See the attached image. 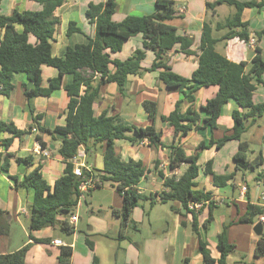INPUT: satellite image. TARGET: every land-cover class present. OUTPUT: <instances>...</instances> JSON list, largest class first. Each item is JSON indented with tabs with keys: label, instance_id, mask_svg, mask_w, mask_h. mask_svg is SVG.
Listing matches in <instances>:
<instances>
[{
	"label": "crops",
	"instance_id": "0c3cea01",
	"mask_svg": "<svg viewBox=\"0 0 264 264\" xmlns=\"http://www.w3.org/2000/svg\"><path fill=\"white\" fill-rule=\"evenodd\" d=\"M107 1L66 0L57 9L56 16L60 18L61 24L57 30L56 41L53 42V56L63 57L68 48L84 45L88 42V37L93 38L96 35V26L89 22L87 10L91 4L97 5ZM156 1L117 0V10L113 21L121 23L130 16H152L156 12ZM172 1L175 2L180 17L172 20L170 24L175 26L180 34L194 40L192 47L194 55L187 56L177 46L168 54L169 65L175 73L190 78L198 68L199 47L205 23H210L214 27L236 12L222 17L220 12L224 6H218L214 14L208 10L206 0ZM240 1L260 2L262 0ZM183 8H185L184 11H182ZM15 10L40 11L42 6L35 0H0V15L11 16ZM243 20L250 23L251 40L255 41L253 46L239 38L220 42L217 45L218 52L234 63H251L257 55V48L262 50L264 56V39L254 38V32L264 29V7L246 9ZM71 23H76V28L80 29V32L69 35L68 30ZM17 29L22 31L20 26H17ZM225 33L226 31L215 32L214 36L220 39ZM2 36L3 31H0V41ZM30 42L35 44L36 38L30 36ZM138 50H144L142 35L127 41L122 51L113 55L112 58L125 61L132 58ZM145 52L146 59L142 62V67L150 69L155 61V54L148 50ZM159 75L160 71L131 75L128 77L124 92L120 91L116 83L105 85L101 88V99L94 104L96 117L107 112L108 116L120 117L126 125L139 127L151 124L143 103L154 101L158 104L156 128L163 131L164 148H152L149 142L145 143L147 140L137 146L127 141L116 143V152L122 160L142 161L144 166L150 170L147 177L142 179L138 185L139 193L156 196L163 191L164 184V179L160 177L159 172H163L166 176L172 175L169 170L172 152L170 147L180 140V137L175 138L174 129L162 122V117L170 115L175 110L176 103L184 99L180 91L169 90L159 81ZM58 76V70L44 66L43 87H48L50 80ZM71 79L68 76L64 82L69 83ZM13 84L14 89L9 97L0 95V125L1 123H14L18 129L26 133L21 139H15L9 150L0 146V210L9 215L7 219L4 217L8 221V232L5 236H0V251L3 254H11L28 246L27 264H59L61 247L55 246L54 241L61 240L65 246L73 248L71 264H94L95 257H98L100 264H204V258L200 252V237L208 244L211 256L217 260L220 258L219 236L224 225H228L230 226L229 242L236 246V250L229 255L227 264H264V257H256V246L260 237L255 234L254 227L259 220H256L255 225L239 223L240 219L245 217L249 203L253 206L264 207V201L261 199L264 186L255 181L256 173L252 174L255 184H250L247 181V172L237 171L233 158L238 153L240 144L239 142L236 145L233 144L236 141L229 142L231 145L227 143L219 150L211 147L199 152L201 170L196 183L200 189L213 193V204L207 203L198 214L199 236L193 232V220L189 214L186 217L173 211L174 206L182 214L186 213L182 205L177 202L157 203L153 208L149 207L148 211L146 206L148 207L150 202L142 201L134 209L130 223L124 227L122 219L113 214V210L122 209L124 201L109 182L103 183L101 188H107L105 192L112 196L110 203L100 207V210L96 209L91 199L94 190L87 194L81 206L74 211L73 215H78L79 220L76 225H72L74 226L73 234H66V236L64 232H59L62 231L60 228H46L31 232L30 206L33 204L35 193L33 189L24 187L22 183L26 175L40 166L44 178L51 186L64 175L66 165L58 154L63 138L55 135V140H53L50 134L42 133L39 128L54 130L58 126L65 125L70 99L64 89L55 91L51 97L38 96L28 99L25 86L31 90L33 85L24 74L16 75ZM218 90V87L201 88L195 94L196 108H200L208 100L214 98ZM254 101L255 103L264 101V84L256 91ZM188 108L189 104L185 103L183 111ZM238 109L234 102L228 103L223 109L217 130L194 131L182 138L181 141L187 155L197 154V149L201 144L208 145L212 139L219 140L226 134L230 135L229 131L232 130L234 124L232 114ZM37 116H41L38 123L34 120ZM32 127L37 131H30ZM37 137H41L46 143L47 149L51 152L49 158L40 155L41 145ZM10 138H12L10 133L0 132V142ZM263 138L264 118L251 127L243 139L254 152L249 156L251 161L256 160L261 152L264 156ZM80 150L86 153L83 147ZM8 154H10V168L5 171L2 167ZM103 154L104 149L99 146L86 153L84 162L91 167L94 173H96L95 169L102 170L104 167ZM30 157L33 160L30 166L17 163L18 158ZM208 163H210L211 171L216 175L233 178L228 186L216 188L213 185L212 176L204 173ZM186 169L187 166H182L177 170V175L181 176ZM259 171L264 172V165ZM245 186H247V191L243 194ZM104 208L106 212L102 213ZM211 215L213 221L207 231L203 224ZM35 239H48L50 243H37ZM88 239L94 245L93 250L88 245ZM106 248H108V253H106ZM120 252L125 253L124 258H121Z\"/></svg>",
	"mask_w": 264,
	"mask_h": 264
},
{
	"label": "trees",
	"instance_id": "16d2710c",
	"mask_svg": "<svg viewBox=\"0 0 264 264\" xmlns=\"http://www.w3.org/2000/svg\"><path fill=\"white\" fill-rule=\"evenodd\" d=\"M35 1L42 6V10L25 12L15 10L11 16L0 15V31H3L0 41V95L9 97L14 89V77L24 74L33 85L31 90L25 86L28 99L38 96L51 97L55 91L64 89L70 101L65 125L58 126L54 130L39 128L42 133L50 134L53 140L55 135L63 138L58 154L66 165L64 175L51 186L44 178L40 166L26 175L22 183L24 187L33 189L35 193L33 204L30 206L31 232L60 228L65 234H73L74 226L70 224L69 218L74 214L80 197L78 190L80 179L74 173L73 160L77 158L82 147L86 153L98 146L104 149V167L102 170L95 169L96 178L102 183H111L122 196L123 207L121 210H113V214L122 219L124 227L130 223L134 209L142 201L150 202L151 207L157 203L177 202L182 205L186 213L182 214L174 206L173 211L186 217L189 214L193 220V232L199 236L198 214L207 203L213 204V193L200 189L196 183L201 170L199 152L211 147L219 150L231 141L240 144L239 151L233 158L237 171L256 173L255 180L264 186V172L259 171L264 165L263 153L261 152L256 160L251 161L249 156L254 152L243 140L250 128L264 118V101L262 103L254 101L256 91L264 84L263 52L257 48V55L251 63H234L217 50L218 43L234 38H239L250 45V23L243 20V14L246 9L264 7V0L260 2L206 0L208 10L214 14L218 6L226 4L235 7L236 13L214 27L210 23H205L199 47L198 68L190 78L175 73L169 65L168 54L177 46L187 56L194 55L192 51L194 40L180 34L178 29L170 24L172 20L180 17L172 0H157L156 12L152 16H130L121 23L113 21L117 0L91 4L87 10V18L96 26V35L93 38L88 37V42L84 45L68 48L63 57L53 56L52 50L61 24L56 11L66 0ZM17 26L22 27V31H19ZM221 31L226 33L222 38H216L214 33ZM75 32H80V29L76 28V23H71L68 34ZM138 35L143 37L144 50L136 51L132 58L125 61L112 58L122 51L127 41ZM30 36L36 38L35 44L30 42ZM254 38L264 39V29L254 32ZM146 50L155 54V61L150 69L142 67V62L146 59ZM44 66L55 68L59 72L57 78L50 80L48 87H43ZM155 71H160L159 81L169 90H178L184 95V99L176 103L175 110L170 115L162 117V122L173 128L175 138L180 137V140L170 147L172 152L169 170L172 175L166 176L163 172H159L164 184L163 191L157 196L139 193L138 185L147 177L150 170L142 161L122 160L116 152V143L127 141L137 146L147 140L152 148H164L163 131L156 128L158 104L154 101L143 103L151 123L146 127L126 125L120 117L108 116L107 112L99 117L94 113V104L101 99L103 86L116 83L120 91L124 92L129 76ZM68 76L72 79L69 83H65L64 79ZM210 87L219 88L216 96L200 108H196L195 94L201 88ZM230 102H234L239 108L232 114L234 124L229 131L231 134H226L219 140L212 139L208 145L201 144L197 154L188 156L181 139L194 131L217 130L223 109ZM185 103L189 104V108L183 111ZM40 119L41 116L34 118L36 123ZM33 129L34 127L30 131ZM1 131L10 133L12 137L0 142V146L7 150L12 147L15 139H21L26 133L18 129L14 123H1ZM37 141L42 149H47L41 137H37ZM9 155L5 158L2 167L5 171L10 168ZM32 162L31 157L17 159V163L28 166L32 165ZM156 164L158 165V162ZM184 165L187 169L178 176L177 170ZM204 173L212 176L216 188H224L233 180L231 176L216 175L211 171L210 163L207 164ZM190 204L202 206L199 210H191ZM261 216H264V207L249 203L247 213L239 223L255 225L256 220L258 221ZM4 217L9 218L8 213L0 210V236H5L8 232V221ZM212 221L211 215L203 224L207 231ZM229 228L230 226L224 225L219 236L220 258L217 260L211 256L208 244L200 237V252L204 264H227L229 255L236 250V246L229 242ZM34 241L41 244L50 243L48 239ZM87 242L93 250L92 242L89 239ZM28 251V246L11 254H3L0 251V264H27ZM73 253L71 246L61 247L59 264H71ZM256 257H264V235L257 243ZM94 264H100L98 257L94 258Z\"/></svg>",
	"mask_w": 264,
	"mask_h": 264
},
{
	"label": "built area",
	"instance_id": "2783aa9c",
	"mask_svg": "<svg viewBox=\"0 0 264 264\" xmlns=\"http://www.w3.org/2000/svg\"><path fill=\"white\" fill-rule=\"evenodd\" d=\"M185 8L182 9L184 11ZM250 45H254V40L250 41ZM33 132H36V129L32 130ZM148 141H145V143ZM40 155L44 156L45 158H49L51 156V152L48 149H42L40 148ZM86 158V153L84 151L79 150L77 158L73 160V163L75 165L74 173L75 175L80 179V184L78 186L79 190V201L76 208L81 206V203L85 199L86 195L89 194L92 190L97 189L101 186H103V183L100 181V179L96 178V174L91 169L90 166L87 165L86 162H84V159ZM87 174H86V172ZM177 174V173H176ZM247 186L243 187V194H246ZM264 201V194L261 198ZM201 204H190L191 210H199L201 208ZM79 218L78 215H72L70 217V224L76 225ZM259 222H261L264 225V216H261L259 219ZM54 245L58 247H64V243L61 240L54 241Z\"/></svg>",
	"mask_w": 264,
	"mask_h": 264
},
{
	"label": "rangeland",
	"instance_id": "374dc122",
	"mask_svg": "<svg viewBox=\"0 0 264 264\" xmlns=\"http://www.w3.org/2000/svg\"><path fill=\"white\" fill-rule=\"evenodd\" d=\"M222 6H224L223 7V9H221V16L222 17H224L225 15H228V13H235L236 12V9H235V7H232V6H230V5H222ZM246 16H248V15H246ZM227 19V18H226ZM226 19H224V20H222V21H225ZM230 145H231V143H229ZM228 144V145H229ZM233 144H237V142H235V143H233ZM229 145V146H230ZM257 147V146H256ZM254 149H256V148H254ZM253 153H251L250 155H252ZM252 174H254L253 172H247V181L250 183V184H255L254 183V180H253V178H252ZM256 181V180H255ZM107 190V188H100V189H94V193H93V195H92V198L91 199H93L92 200V204H93V206H95L96 207V209L97 208H99V210H100V207H104V206H106V205H108L109 203H110V201H111V199H112V196L110 195V194H108L107 192H105ZM91 191V192H92ZM90 192V193H91ZM168 204V203H167ZM86 206V205H85ZM168 206V205H167ZM149 207L150 208H153V207H151V205H150V203L148 204V207L146 206V209L148 208V211H149ZM168 208H169V206H168ZM158 210H161V209H158ZM106 212V208H104L103 210H102V213H105ZM147 216H149L148 215V213H147ZM146 216V217H147ZM83 218H85V215L83 214ZM59 232H61V233H63L62 231H59ZM64 235H66L65 233H63ZM67 236V235H66ZM65 236V237H66ZM116 249V248H115ZM106 253H108V248H106ZM120 255H121V258H124L125 256V253H123V252H120L119 253ZM111 260H109V262H110Z\"/></svg>",
	"mask_w": 264,
	"mask_h": 264
},
{
	"label": "water",
	"instance_id": "95a60500",
	"mask_svg": "<svg viewBox=\"0 0 264 264\" xmlns=\"http://www.w3.org/2000/svg\"><path fill=\"white\" fill-rule=\"evenodd\" d=\"M254 232L257 236L262 237L264 235V225L258 222L254 227Z\"/></svg>",
	"mask_w": 264,
	"mask_h": 264
}]
</instances>
